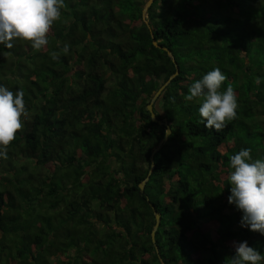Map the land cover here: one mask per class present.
I'll return each mask as SVG.
<instances>
[{
    "label": "trees",
    "instance_id": "1",
    "mask_svg": "<svg viewBox=\"0 0 264 264\" xmlns=\"http://www.w3.org/2000/svg\"><path fill=\"white\" fill-rule=\"evenodd\" d=\"M144 2L64 0L45 47L0 45V85L28 110L0 157V264H228L242 241L264 255L227 200L229 157L264 159V0L150 2L178 70L152 103L170 132L148 174L164 125L145 104L174 64ZM216 67L238 101L220 132L185 98Z\"/></svg>",
    "mask_w": 264,
    "mask_h": 264
},
{
    "label": "clouds",
    "instance_id": "2",
    "mask_svg": "<svg viewBox=\"0 0 264 264\" xmlns=\"http://www.w3.org/2000/svg\"><path fill=\"white\" fill-rule=\"evenodd\" d=\"M64 0H0V45L14 47L16 41L30 43L38 51L48 44V33L61 19ZM69 46L63 47L67 55ZM52 59H58L52 53ZM227 79L220 68L207 72L188 89V101L198 100L200 122L205 128L222 131L237 117L238 101L231 85L221 90ZM257 84L260 79L257 78ZM28 115L22 90L12 91L0 85V157L7 158L10 144L23 128ZM250 148H241L229 157L227 180L229 204L241 213L240 226L264 235V159L253 160ZM235 254L228 264H262L264 255L247 241L233 242Z\"/></svg>",
    "mask_w": 264,
    "mask_h": 264
},
{
    "label": "water",
    "instance_id": "3",
    "mask_svg": "<svg viewBox=\"0 0 264 264\" xmlns=\"http://www.w3.org/2000/svg\"><path fill=\"white\" fill-rule=\"evenodd\" d=\"M151 1L152 0H145L143 6L141 7V11H140L141 12V18H142L143 22L145 23V25L147 26V28H148V30L150 32V35H151V43L154 46L160 47L161 49L165 50L166 54L170 57V59L172 60V62L174 64V70H173V72L165 80H163V82L161 84L158 85V87L151 94V96L149 98V101L145 104V108L148 111L149 118L152 121H155L158 124L163 123V125H164V133H163L162 137L158 140V142L155 144V146L150 150V153H149V156H148V159H149V168L147 170V174L149 173L151 167L153 166V163H152V153L159 148V146L161 145V143L163 141L166 140L167 135L170 132L169 126H168L167 122L165 121V118L163 117L162 119H158L157 117H155L154 112H153V109H152V103H153L154 99L157 97V95L159 94V92L162 90V88L169 81V79L171 77H173L177 73V70H178L177 65L175 64V62L173 60V56H172L170 50L167 49L165 46H162V45L158 44L157 41L152 37L151 30H150L149 25H148V22H147V20L145 18L146 9H147V7H148V5L150 4ZM146 178H147V175L140 182H138L137 185H138V187L140 189L142 188L143 182H144V180ZM151 209H152V212H153L154 221H153V225H152V227H151V229L149 231V236H150L151 241L153 242L154 230H155V228L157 226V223H158V220H159V213L153 208V206H151Z\"/></svg>",
    "mask_w": 264,
    "mask_h": 264
}]
</instances>
